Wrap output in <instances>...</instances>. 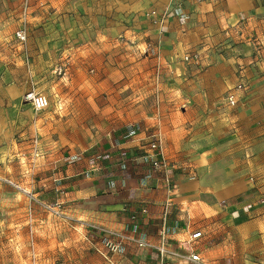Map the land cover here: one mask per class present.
<instances>
[{
    "label": "crops",
    "instance_id": "crops-1",
    "mask_svg": "<svg viewBox=\"0 0 264 264\" xmlns=\"http://www.w3.org/2000/svg\"><path fill=\"white\" fill-rule=\"evenodd\" d=\"M89 1L110 8V17L103 19L109 45L129 27L139 33L132 54H124L131 58L125 63L159 71L156 86L167 93L137 99L141 112L130 109L123 124L76 161L60 162L58 169L50 166L53 171L39 182L43 200L60 203L63 214L85 233L99 237L87 228L94 226L146 243L143 248L128 243L124 254L132 262L147 263L160 243L164 207L171 200L165 239L177 264H264V0ZM117 4L124 15L111 14ZM238 23L255 29L259 42L246 43L242 51L218 49ZM146 42L153 47L144 57ZM196 51L200 62H182ZM181 70L189 73L184 77L186 98L176 86ZM240 77L249 88L229 107L224 97ZM155 132L173 164V196L146 157ZM196 231L202 235L194 247L201 263L186 258L185 241Z\"/></svg>",
    "mask_w": 264,
    "mask_h": 264
},
{
    "label": "rangeland",
    "instance_id": "rangeland-1",
    "mask_svg": "<svg viewBox=\"0 0 264 264\" xmlns=\"http://www.w3.org/2000/svg\"><path fill=\"white\" fill-rule=\"evenodd\" d=\"M119 7L111 14L124 15ZM109 9L89 0H0V264H177L173 252L160 256L156 249L150 251L151 263L132 262L124 252L104 258L95 249L101 243L97 235L85 233L61 207L55 213L53 205L60 203L43 200L39 182L60 162L85 155L107 131L123 124L130 109L141 112L137 99L167 93L156 86L159 71L125 63L131 58L124 54H132L138 43L135 29L116 34L112 45L103 38ZM238 26L218 49L242 51L246 43L259 42L255 29ZM17 31L24 32V40L16 38ZM94 42L106 45L80 49ZM182 62L189 63L184 57ZM188 75L177 74L181 98L189 94ZM239 83L244 89L236 97L249 88L243 77ZM28 91L46 96L48 106L35 111L23 100ZM237 103L238 98L233 107Z\"/></svg>",
    "mask_w": 264,
    "mask_h": 264
},
{
    "label": "built area",
    "instance_id": "built-area-1",
    "mask_svg": "<svg viewBox=\"0 0 264 264\" xmlns=\"http://www.w3.org/2000/svg\"><path fill=\"white\" fill-rule=\"evenodd\" d=\"M152 15L155 13H151ZM16 38L20 41L24 40L25 34L23 31H17L15 34ZM151 53V45L150 44H144L142 55L144 57H147ZM199 52L190 53L184 56V61H191L199 60ZM244 89V86L239 83L234 91H230L226 97L225 101L227 106L233 107L236 104V92L241 91ZM23 100L28 103L35 111H40L45 109L48 106V99L46 96L42 94H38L34 91H28L24 94ZM150 141L148 143V151H150L147 154V158L149 160L150 169L152 172L156 173L160 180L163 183V186L167 190L168 193H170L173 196V193L175 191V185L172 180L171 171L173 170V164L172 162L166 158L163 154L162 146H161V138L160 134L158 132L153 133L149 136ZM32 150L35 152L36 155H38V140L34 139L32 141ZM172 202L171 200L168 201V203L164 207L163 216H162V225L160 229V243L156 247V250L160 256H163L167 253L166 249V215L169 203ZM261 203L264 204V199L261 200ZM60 205L54 204L53 210L57 213L59 212ZM142 213H146L147 210L144 208L141 210ZM130 220L134 222L136 220V215L133 214L130 216ZM91 231L97 232L100 238V247H96V251L102 255V257L107 258V254H119L121 252H124L126 244H134L137 247L143 248L146 247V243L134 238L133 236L123 233V232H117L112 230H107L99 227L94 226H88ZM201 233L199 231L191 232L188 236V239L185 241L187 249V260L191 263H201V258L199 257V254L196 253L195 246L197 242L201 238Z\"/></svg>",
    "mask_w": 264,
    "mask_h": 264
}]
</instances>
